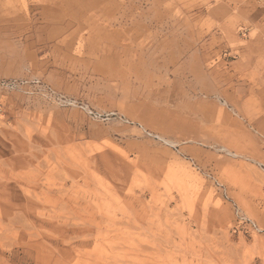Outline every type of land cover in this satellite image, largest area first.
<instances>
[{
  "label": "rangeland",
  "instance_id": "374dc122",
  "mask_svg": "<svg viewBox=\"0 0 264 264\" xmlns=\"http://www.w3.org/2000/svg\"><path fill=\"white\" fill-rule=\"evenodd\" d=\"M163 1L0 0V264H264V0L176 3L231 10L198 92Z\"/></svg>",
  "mask_w": 264,
  "mask_h": 264
},
{
  "label": "crops",
  "instance_id": "0c3cea01",
  "mask_svg": "<svg viewBox=\"0 0 264 264\" xmlns=\"http://www.w3.org/2000/svg\"><path fill=\"white\" fill-rule=\"evenodd\" d=\"M178 1L179 0H165L157 5V11H152L157 13V22L164 27L165 34H169L171 37L175 49V60L169 65L168 69L158 71L151 69V67H149V69L153 71L151 73H154L155 71L156 73L161 71H171L175 75L183 76L185 78L189 77L190 79L188 82L190 85L194 86L193 84L197 83L199 86V90L195 88L192 91H203L204 82H206L208 74L216 73V69H208V62L210 60H215L218 55H221L223 49L221 42L216 46L217 39L222 38L220 32L216 31L210 33L208 36L207 33H205V19L208 16L212 17L215 19L216 24L221 26L223 24V16L229 14L231 11L230 6L221 3L215 5L209 10H207L204 5H199L192 9V7L176 4ZM220 5L224 6L227 11L220 14H214L211 12L214 8ZM143 6L144 9L148 8L146 5ZM248 6H250L248 1L244 4L236 5L238 12L233 14V16L237 18L247 16L250 12ZM232 8H234V6H232ZM168 9L170 10L169 16L166 15ZM179 13L182 15L176 16V14ZM193 16H196V18L192 19ZM94 44L96 45L95 42ZM100 50L102 51V49ZM102 57L112 62H118L120 58L116 59L112 53L107 54L103 51ZM215 77L217 78V75H215ZM220 80L221 78L219 77V80L212 82L210 86L217 87L219 83H221Z\"/></svg>",
  "mask_w": 264,
  "mask_h": 264
},
{
  "label": "built area",
  "instance_id": "2783aa9c",
  "mask_svg": "<svg viewBox=\"0 0 264 264\" xmlns=\"http://www.w3.org/2000/svg\"><path fill=\"white\" fill-rule=\"evenodd\" d=\"M0 108H1V105H0ZM246 222H248L249 226H251L254 230H258V231L262 230L258 227V225L254 221L247 219L246 217H241V223H246ZM244 231L247 232V229H245Z\"/></svg>",
  "mask_w": 264,
  "mask_h": 264
},
{
  "label": "bare ground",
  "instance_id": "6f19581e",
  "mask_svg": "<svg viewBox=\"0 0 264 264\" xmlns=\"http://www.w3.org/2000/svg\"><path fill=\"white\" fill-rule=\"evenodd\" d=\"M72 1H73L74 4H77V6H78L79 3H83L82 0H68L69 3H72ZM44 2L46 3L47 0H44ZM135 3H136V2H135ZM137 7H138V6H137ZM137 7H136V8H137ZM128 9H129V8H128ZM135 11H136V10H135ZM127 12H128V11H127ZM123 14H124V13H123ZM131 14H132V13H131ZM121 15H122V14H121ZM135 16H136V15H135ZM123 17H125V16L123 15ZM126 18H127V17H126ZM132 19H133V18H132ZM121 21H122V20H121ZM123 21H124V20H123ZM124 22H125V21H124ZM170 142H171V141H170Z\"/></svg>",
  "mask_w": 264,
  "mask_h": 264
}]
</instances>
